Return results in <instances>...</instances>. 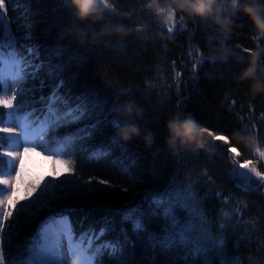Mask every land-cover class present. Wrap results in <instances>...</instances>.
Instances as JSON below:
<instances>
[{"label":"trees","instance_id":"16d2710c","mask_svg":"<svg viewBox=\"0 0 264 264\" xmlns=\"http://www.w3.org/2000/svg\"><path fill=\"white\" fill-rule=\"evenodd\" d=\"M149 2L110 0L115 6L114 12L103 9L100 20L90 17L80 21L76 14L70 16L68 9L54 0H5L6 19L18 44L35 45L39 56L32 58L33 63L44 65L36 73V79H29L26 85L39 87L40 80L45 81L42 93L35 92L36 98L41 94L47 97L56 83L47 76V65L49 49L56 45L59 32L64 34L65 44L86 55L82 68L74 67L64 73L65 86L59 91L74 98L84 84L95 88L105 101L103 122L91 130L90 138L78 140L65 158L73 161L75 175L107 181L100 187L107 188L111 195L93 193L53 201L49 209L29 222L22 218L11 235L13 221L9 219L0 237L4 264L18 261L25 253L26 238L47 217L59 215L70 217L77 238L89 227L99 231L107 217L108 231L96 243L119 240L123 251L116 256L105 252L98 257L97 264H203L202 258L185 262L177 253L165 251L159 244L153 248L147 239L150 233L162 235L165 221L160 215H150V202L144 201L143 193L161 192L169 187L187 191L190 185H194L191 191L198 214L211 225V235L224 240L225 247L218 254H212V264H220L221 260L228 264H264V189L246 192L236 187V182L229 178L233 163L232 153L227 151L236 147L241 153L236 157L239 162L253 159L258 170L264 171L256 155L257 147L264 151V92L253 95L251 80L239 82L251 53L259 57L258 75L264 69V52L259 50L264 49V36L258 34L241 11L232 15L231 0L220 4L221 17L233 22L227 33L211 20L201 21L173 6L177 27L169 34L157 4L167 10L170 0H157L151 8L147 7ZM259 3L264 4V0ZM26 9H29L27 14ZM28 24L32 25V39L24 40ZM105 27L107 34L98 35ZM200 56L214 57L215 62L207 61L194 72L193 63ZM73 72L79 73L76 82L69 79ZM261 81L264 82V76ZM126 103H132L140 116H123L121 108ZM114 106L117 111H111ZM35 107L41 109L43 105L38 103ZM5 111L0 106V112ZM177 114L181 118L191 115L200 126L226 135L229 143L213 141L205 133L208 143L203 149L170 150L167 124ZM112 119H118L121 126L136 124L139 135L128 142L120 140L115 135L117 129L109 123ZM91 123L93 120L85 119L59 129L56 134L63 135ZM244 127L249 131H241ZM149 135L151 143L145 141ZM112 137L119 143L110 146V155L99 162L87 158L91 149L108 144ZM129 158L135 160L134 166ZM121 159L129 166L131 176L122 174L118 164L113 163ZM135 205L140 206V211L134 215L143 213L146 229L139 233L133 232L130 221L122 224L121 216L111 211L123 212ZM176 215L181 223H192L185 211L177 209ZM222 224L227 225L223 231L219 227Z\"/></svg>","mask_w":264,"mask_h":264},{"label":"snow or ice","instance_id":"6c2138e0","mask_svg":"<svg viewBox=\"0 0 264 264\" xmlns=\"http://www.w3.org/2000/svg\"><path fill=\"white\" fill-rule=\"evenodd\" d=\"M54 2L68 9L70 16L75 15L68 0H54ZM153 4H157V0H150L147 7L151 8ZM231 6L234 16L239 11V7L234 5L233 0ZM102 7L110 13L115 11V6L110 0H103ZM157 9L158 14H163L164 24L168 25L167 33H173L177 27L175 10L159 8L158 4ZM28 11L29 9H26V14ZM179 19L183 20L182 17ZM31 27V24L27 25L28 31L22 39H32ZM259 50L264 52V49ZM245 51L250 53L248 49ZM49 53L47 76L56 80V83L47 97L41 94L36 98L35 92L42 93L45 81L41 79L39 87L36 85L26 87V85L29 79H36V73L44 66L43 62L33 63L32 58L39 56L35 45L18 44L6 19L5 0H0V106L9 109L0 112V133L4 134L0 135V150H3L0 151V185L3 186L0 187V237L3 236V229L9 219L13 221L10 226L11 235L16 232L22 218L25 222H29L41 211L49 209L53 201L60 202L70 197L88 196L93 193L111 195L107 188L100 187L107 181L97 177L83 179L75 175L73 161L65 158L78 140L90 138L91 130L98 128L103 122L101 115L105 101L101 99L95 88L84 84L83 90L74 98L62 95L59 91L65 86L64 73L74 67L82 68L87 57L79 49H73L70 44H65L62 32L58 33L56 45L49 49ZM53 59L57 62L52 63ZM207 61L214 63L215 58L200 56L198 61L193 63V71L195 72L198 66H202ZM176 75L179 76L180 73ZM78 77L79 73L73 72L69 79L76 82ZM195 78L198 79V75ZM38 103L43 105L41 109L35 107ZM111 111H117L115 106ZM85 119L93 120V123L77 127L63 135L56 134L59 129L79 124ZM109 123L115 129L121 127L118 119H112ZM201 131L213 141L229 143L228 137L224 134H216L204 126H201ZM241 131L247 132L249 129L244 127ZM149 142H152L151 136ZM118 143L116 138L112 137L108 144L91 149L87 158L99 162L110 155V146ZM227 151L232 153L233 163L229 178L236 182V187L246 192L264 189V171L258 170L253 159L241 163L236 159L241 155L236 147H230ZM30 155L41 156L51 164L50 177L25 179V160ZM256 155L262 162L261 167L264 168V151L257 147ZM3 157L9 159L4 160ZM129 159L134 166L135 160ZM113 163L118 164L122 174L131 176L129 166L125 165L122 159L114 160ZM61 176L67 178L61 179ZM93 180L97 182L93 183ZM193 187L194 185H190L187 191L169 187L161 192L143 193L144 201L150 202V215H160L165 221L162 235L150 233L147 239L153 248L159 244L163 250L177 253L185 262L189 259L194 262L202 258L203 264H212V254H218L225 244L223 239L211 235V225L205 221L202 214H198L197 203L193 202L191 191ZM152 205L155 207H151ZM177 209L185 211L192 223H181L176 215ZM111 211L113 215L121 216L122 224L130 221L133 232L146 231L142 219L143 213L140 216L134 215L140 211L139 205L127 208L123 212L120 209ZM105 220V225L99 231L89 227L77 238L69 216H49L40 223L31 237L26 238L25 253L18 261L10 260L9 264H69L71 260H75L77 264H97L98 257L105 252L116 256L123 251V245L119 240L96 243L108 231L107 217ZM219 227L223 231L227 225L222 224ZM121 232L125 233L127 240L123 228ZM0 264H4L2 254H0ZM220 264H228V262L221 260Z\"/></svg>","mask_w":264,"mask_h":264},{"label":"clouds","instance_id":"9594fccd","mask_svg":"<svg viewBox=\"0 0 264 264\" xmlns=\"http://www.w3.org/2000/svg\"><path fill=\"white\" fill-rule=\"evenodd\" d=\"M223 0H170L167 7L185 12L188 15L199 18L201 21L211 20L217 24L220 29L227 33L231 31L232 20L230 18H221L220 4ZM69 5L73 8L76 18L84 21L88 18L100 20L103 14V0H68ZM234 5L239 7V11L247 16L252 23L253 28L259 35L264 36V4L259 0H233ZM168 23V21H165ZM119 31V29H117ZM107 34V28H103L98 35ZM258 54L251 53L248 67L239 76V82L251 80V93L253 95L264 92V82L261 77L264 76V69H257ZM121 113L125 117L140 116V111L132 103H126L121 108ZM168 140L167 144L170 150H198L206 147L208 141L205 134L201 131V126L191 117V115L181 118L180 114L175 115L167 124ZM115 135L122 141L129 140L139 135V128L134 123L122 125L116 130ZM150 136V135H149ZM149 136L145 141L149 142ZM208 136V135H207ZM210 137V136H209ZM237 138H239L237 136ZM150 143V142H149ZM73 264H76L73 261Z\"/></svg>","mask_w":264,"mask_h":264},{"label":"rangeland","instance_id":"374dc122","mask_svg":"<svg viewBox=\"0 0 264 264\" xmlns=\"http://www.w3.org/2000/svg\"><path fill=\"white\" fill-rule=\"evenodd\" d=\"M6 111H9V109H6ZM0 135L4 134L0 133ZM5 158L9 159L8 157ZM24 172L25 179H33L35 177H50L52 174V166L47 160H44L41 156L30 155L25 160ZM60 178L65 179L67 177L61 176ZM0 187L3 186L1 185ZM73 261L75 260H71L69 264H73Z\"/></svg>","mask_w":264,"mask_h":264}]
</instances>
